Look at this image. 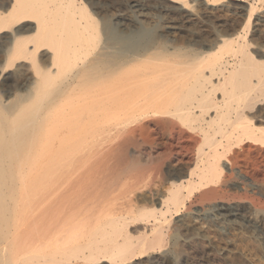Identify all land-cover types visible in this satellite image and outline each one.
<instances>
[{
    "label": "bare ground",
    "instance_id": "6f19581e",
    "mask_svg": "<svg viewBox=\"0 0 264 264\" xmlns=\"http://www.w3.org/2000/svg\"><path fill=\"white\" fill-rule=\"evenodd\" d=\"M255 1L192 31L193 3L166 0L151 32L135 0L110 32L76 0H0V264L219 263L213 241L245 233L264 258Z\"/></svg>",
    "mask_w": 264,
    "mask_h": 264
},
{
    "label": "rangeland",
    "instance_id": "374dc122",
    "mask_svg": "<svg viewBox=\"0 0 264 264\" xmlns=\"http://www.w3.org/2000/svg\"><path fill=\"white\" fill-rule=\"evenodd\" d=\"M76 1H77L78 4L84 3L86 5V7L94 14V16L96 18H98L100 21H103V22H101V27L102 26H106V27H103L102 28L103 30H106V31L116 32L117 30L120 29V26L117 25L115 23V21H116V18H117L116 16L119 15V14H121V13H123V12L128 13L127 14V17L128 18L130 17V19H133V17H135V14L133 12V9L132 10H131V8L128 9V5H130V3H132L135 0H76ZM138 1L141 4L147 5V7L145 8L146 10L145 9L143 10V13L144 14L143 15H140L139 16L140 18L138 17V19H140V22H141L140 24H142L143 26H145V29L146 30H149L151 32H158L159 29L157 27L159 26V22H160V20L158 18H160L161 14L159 12V9H157V7L159 5H161L162 2L165 3L166 0H138ZM188 1H189V4H192L193 3L192 4L193 7H191V9L193 8V11L197 15V17L195 18V20L194 21H191L189 23L190 25L188 24V30H192V31L196 30L197 28H198L197 30H200L201 29V27H200L201 25L200 24L202 22L206 26L204 28H209L211 26L210 29L214 27L217 30H219V29L220 30H225L226 27H227L226 29H228L229 27L232 26L231 23L234 26L240 20H241L240 22H244L243 20H245V18H246V14H247L246 12H248V11H246L247 10V6H248V3L249 2H252V0L251 1L248 0V2H237V3L235 2L234 4H231V6H230L231 0H229L230 2H228V0H227L225 2L226 6L225 7H221L222 9H218V10H215V9H207V11L204 13L202 10H200L202 7L199 6V3H200L199 0H195V1L188 0ZM259 1L257 0V1H255L253 3L254 6L256 7L255 8V14L253 16H254V18H258L260 20H264L263 19L264 18V0H259ZM239 6H241L242 8L241 7L239 8ZM153 8H156L157 10L156 9H153ZM194 8H195V10H194ZM198 8H200V9H198ZM117 12H118V14H117ZM216 13H218V14H216ZM256 16H258V17H256ZM198 20L199 21L201 20V21L199 22ZM204 20H205V22L207 24L204 22ZM113 23H114V25H113ZM147 24H148V26H146ZM215 25L217 27H215ZM229 25H231V26H229ZM131 27L132 26H128L124 30H127V29H128L127 31L133 30V28H131ZM150 27H152V28L149 29ZM248 35H249L248 36L249 37V40L251 42H253V41L255 42V43L254 42L251 43L252 47H254L255 45H258L259 43L264 45V38L260 37L257 34L255 35V33L254 34L251 33V31L249 32ZM253 38L256 39V40H254ZM207 235H208V233H207ZM209 235H208V237L211 236V235L210 236ZM244 235H245L244 236V241L237 243L238 249L235 252H223V251H221V244L218 243V241H215V242L213 241V247L216 248L215 250L217 252H220V255H221V258H222L221 261L223 260L222 263H221V261L219 263H216V262L214 263V261L211 259L210 256L205 257V258H200V257H197V256H195V257L193 256V257H189V258H182V257L176 258V257H174L172 259H168V260L164 261L163 264H264V258L261 256V252L260 251L257 252V251L254 250L256 244H254V242L251 240L250 234L249 233H245ZM246 237H247V239H245ZM213 240H215L214 237H213ZM215 243H216V245H215ZM248 249L250 250V252H249ZM238 250H240V251H238ZM246 250H248V251H246ZM243 252H246V253H243ZM249 253L252 254L253 256H251Z\"/></svg>",
    "mask_w": 264,
    "mask_h": 264
}]
</instances>
